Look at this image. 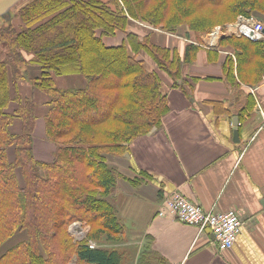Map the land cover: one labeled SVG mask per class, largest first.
I'll return each instance as SVG.
<instances>
[{
  "label": "trees",
  "instance_id": "16d2710c",
  "mask_svg": "<svg viewBox=\"0 0 264 264\" xmlns=\"http://www.w3.org/2000/svg\"><path fill=\"white\" fill-rule=\"evenodd\" d=\"M255 11L264 13V0H27L0 23V44L8 48L0 56V247L25 234L0 253V264H71L73 257L75 264H122L123 254L102 243L118 240L123 230L112 194L119 178L141 179L109 159L129 153L135 138L161 126L169 111L161 74L187 92L181 69L193 61L202 36ZM135 23L142 33L132 29ZM152 27L174 34L185 29L197 43L189 42L181 57L153 41ZM117 32L124 33L121 43L104 41ZM218 45L234 51L235 60L227 54L223 64L233 88L260 80L264 37L230 34ZM141 53L150 58L148 66ZM27 62L38 64L40 74L27 76L21 69ZM68 73L82 74L85 83L57 85L55 75ZM25 80L28 94L21 93ZM253 102L239 105V117ZM39 112L54 144L48 161L34 153ZM75 219L90 224L81 239L68 229Z\"/></svg>",
  "mask_w": 264,
  "mask_h": 264
},
{
  "label": "crops",
  "instance_id": "0c3cea01",
  "mask_svg": "<svg viewBox=\"0 0 264 264\" xmlns=\"http://www.w3.org/2000/svg\"><path fill=\"white\" fill-rule=\"evenodd\" d=\"M251 16L264 25V13ZM235 22L218 25L214 40L209 32L202 36L193 61L181 69L187 92L161 74L169 111L160 127L135 138L123 156L128 161L124 173L141 180L117 182L112 201L123 230L118 240L102 242L123 254L122 264H264V73L255 85L241 83L242 90L231 86L223 64L227 54L235 60L234 51L218 42L236 34ZM151 34L181 57L189 42L197 43L185 29L174 34L154 28ZM1 50L0 44V55ZM20 88L23 94L31 90L26 80ZM250 100L254 105L239 117V105ZM235 115L238 140L233 139ZM170 190L205 209L237 210L244 222L233 245L219 249L210 230L199 232L194 224L160 217V203Z\"/></svg>",
  "mask_w": 264,
  "mask_h": 264
},
{
  "label": "built area",
  "instance_id": "2783aa9c",
  "mask_svg": "<svg viewBox=\"0 0 264 264\" xmlns=\"http://www.w3.org/2000/svg\"><path fill=\"white\" fill-rule=\"evenodd\" d=\"M235 28L236 34L252 40L264 37V25L255 16L239 15L235 22ZM219 29L217 25L209 32L211 39L214 40L217 37ZM158 214L160 217L170 216L184 223L194 224L198 226L199 232L206 229L210 230L219 249L229 248L233 245L244 222L235 209H205L201 203L186 198L177 190H170L163 197ZM89 245L94 247V241L90 240Z\"/></svg>",
  "mask_w": 264,
  "mask_h": 264
},
{
  "label": "rangeland",
  "instance_id": "374dc122",
  "mask_svg": "<svg viewBox=\"0 0 264 264\" xmlns=\"http://www.w3.org/2000/svg\"><path fill=\"white\" fill-rule=\"evenodd\" d=\"M140 25L142 26V24H140ZM140 25L135 23V25H132V29L135 31L141 32V31H139ZM149 27H151V26H149ZM152 28H154V27H152ZM147 29H149V28H147ZM156 29H159V28H156ZM159 34H161V33H159ZM122 37H124V33L123 32H117L114 35H105V36H103V39L107 44H113L114 45L115 43H119L121 41ZM1 46H3V50H1L2 54L0 56L3 57V56H6L8 54V48L4 44H1ZM139 57L145 58L144 61L148 66V64H149L148 62L151 61L150 58L147 55L142 54V53L139 54ZM21 69L23 72L26 73L27 76L38 75V74H40V70H41L38 64L31 63V62H27L25 65L22 66ZM160 74H161V72H160ZM55 78L57 80L56 84H62V86H80V85H83L86 81L84 76L80 73H75V74L74 73H68V74H63V75H55ZM28 84L31 86V83L29 81H28ZM41 103H42L41 105L44 104L42 101H41ZM14 106H15V103H13L12 105L10 104L9 108L12 110ZM45 107L46 106H44L43 108H45ZM36 116H37V118H36L35 128H34V132H33V134H34V137H33L34 153H35L37 158L48 161V160L52 159L53 154H54L53 153L54 149H51V147H49L44 142H47V143L52 144V145H53V143L50 142L46 138V136L44 137V119H43L42 114L39 112V113H37ZM18 126H19V121H18V119H16L15 122L13 123V125L11 126V128L13 130H17ZM7 154H8L9 160L14 159V157H13L14 156V145L13 144L7 147ZM123 156H126V155L124 154ZM123 156H121V158H120V156H112V157L114 159L118 160V165L122 167L120 169V171L123 174H125L124 170L127 169L125 167L127 166L128 161L127 160L123 161L124 160ZM119 159L121 160V163L119 162ZM111 163L114 164L112 162V160H111ZM16 173H17V179H18L19 184L23 185V183H24L23 175H22L21 169L19 167H16ZM119 179H123V178H119ZM89 228H90V224L88 222H86L84 220H80V219L73 220L69 224V227H68L70 233L76 239L83 238L87 234ZM24 237H25V234L23 232H20V233L17 232L15 234V236H12L5 243H3V245L0 247V253L3 252V250H5L7 247L11 246L12 244L16 243L19 239H22ZM94 243H95V245H97L96 242H94ZM74 262H75V260L73 257L71 264H75Z\"/></svg>",
  "mask_w": 264,
  "mask_h": 264
},
{
  "label": "water",
  "instance_id": "95a60500",
  "mask_svg": "<svg viewBox=\"0 0 264 264\" xmlns=\"http://www.w3.org/2000/svg\"><path fill=\"white\" fill-rule=\"evenodd\" d=\"M27 0H0V23L9 19L21 4L26 2ZM264 31V29H263ZM238 117L236 115L233 117V124H234V140H238V130H237V123ZM156 127H153L152 130H155ZM128 156V153L125 154Z\"/></svg>",
  "mask_w": 264,
  "mask_h": 264
}]
</instances>
